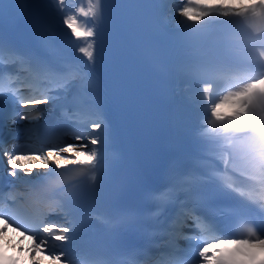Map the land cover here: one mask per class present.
Listing matches in <instances>:
<instances>
[{
	"label": "snow or ice",
	"instance_id": "snow-or-ice-1",
	"mask_svg": "<svg viewBox=\"0 0 264 264\" xmlns=\"http://www.w3.org/2000/svg\"><path fill=\"white\" fill-rule=\"evenodd\" d=\"M157 4L174 6L173 18L190 22L187 28L228 30L224 45L213 51L198 73L196 112L181 109L182 100L167 104L184 112L185 123L193 116L202 119L208 126L204 132L211 131L217 139L247 133L244 150L264 189V0L246 5L241 0L239 6L232 0H147L130 5L138 11L119 23L109 12L108 0H0V116L10 133L0 139L4 164L0 199L22 185L47 187L48 181L71 169L93 172L91 178L96 180L95 172L102 171L105 154L114 147L126 115L118 102L123 93L103 67L111 63L122 70L130 55L138 58L139 42L148 39L139 10ZM13 8L31 13L45 29L63 33L67 46L41 51L27 35H6L5 17ZM237 62L246 66V74L225 73L217 90V74L224 65ZM46 116L52 117L53 127L44 135L35 129L32 135L25 132V126L38 125ZM13 125L19 126L21 138H15ZM167 174L170 182L164 190L150 189L146 199L162 200L172 193L176 199L165 201L154 215L172 203L179 209L173 225L181 217L190 219L189 231L182 236L188 247L181 250L183 258L176 264H264V222L244 227L239 234H222L200 211L207 203L237 192L231 184L214 185L213 177L206 176L196 187L185 185L180 177L188 173L178 172L175 164L169 165ZM97 198L102 199V194L97 193ZM7 203L9 207L0 208V237L11 244L7 240L11 227L31 246L26 253L22 245L17 246L14 250L24 255L9 257L6 243L0 242V264H25V258L30 264H46L45 257L47 264H76L80 226L74 209L42 203L25 207L17 199ZM55 216H62L63 223L49 220ZM172 234L181 236L175 228Z\"/></svg>",
	"mask_w": 264,
	"mask_h": 264
},
{
	"label": "bare ground",
	"instance_id": "bare-ground-1",
	"mask_svg": "<svg viewBox=\"0 0 264 264\" xmlns=\"http://www.w3.org/2000/svg\"><path fill=\"white\" fill-rule=\"evenodd\" d=\"M233 3H235V0H232ZM33 114H37V113H33Z\"/></svg>",
	"mask_w": 264,
	"mask_h": 264
},
{
	"label": "clouds",
	"instance_id": "clouds-1",
	"mask_svg": "<svg viewBox=\"0 0 264 264\" xmlns=\"http://www.w3.org/2000/svg\"><path fill=\"white\" fill-rule=\"evenodd\" d=\"M254 264H255V262H254Z\"/></svg>",
	"mask_w": 264,
	"mask_h": 264
}]
</instances>
